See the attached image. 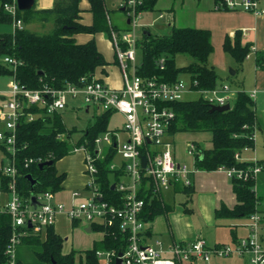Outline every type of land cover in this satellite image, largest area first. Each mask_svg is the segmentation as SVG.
Segmentation results:
<instances>
[{
    "label": "trees",
    "instance_id": "1",
    "mask_svg": "<svg viewBox=\"0 0 264 264\" xmlns=\"http://www.w3.org/2000/svg\"><path fill=\"white\" fill-rule=\"evenodd\" d=\"M157 0H141L138 10L152 11ZM10 0H0V23L11 24L10 15L4 10V3ZM92 12V23L89 25L79 22V0H55L50 9L35 10L34 6L26 10L17 8V18L28 23L35 16L41 21L51 20L53 28L46 33H38L25 27L14 31L0 32V76L14 73L15 77L27 87L38 88L47 84L59 88L65 83H78L81 77L90 79L98 68L107 64L103 54L98 50L93 39L85 43H77L75 33L106 32L111 36V30L118 31L108 19L105 0H88ZM217 9L227 10L222 0H214ZM223 50L229 54L237 65L242 64L251 52V45L243 43L241 32L236 31L233 37L226 36L222 44ZM138 51L141 76H156L167 82L179 79L180 74L189 75L190 82L196 89H211L219 84V76L214 67L208 63L213 51L211 33L208 29L194 27H171L163 35L143 34ZM178 54L188 55L191 61L178 66L175 57ZM4 56L15 58L19 64L15 70L3 62ZM164 57L161 69L157 60ZM257 67L264 66V52H258L255 59ZM163 106L174 112L167 135L172 142L173 136L179 131L211 133V145L201 148L195 144L194 168L196 170L212 171L220 167H236L246 169L253 166L250 160H236V152H242L244 147H254L252 134L257 127V117L254 102L243 90H237L230 108L224 111L211 110V104L203 97L193 100H177L163 103ZM112 111L95 114L88 125L79 130L65 126L62 112H55L43 118H37L30 123H21L17 129V151L14 157L8 154L0 145V167L4 158H8L17 169L16 188L22 200L28 201L33 195L45 190L57 193L62 188L65 179L64 172H58L56 161L72 153L74 146H85L94 152V139L108 130ZM59 135H63L59 137ZM114 146L106 147L103 157L96 160L98 173L96 182L104 196L111 200L116 192L111 185L120 180L122 170H111L109 164L115 157ZM42 162L52 160L51 165L40 167L36 159ZM33 159L32 162H29ZM257 165L264 173V159L257 160ZM259 172V173H260ZM30 175L35 182L27 179ZM9 178L0 174V189L8 191ZM258 178H232V189L236 203L229 208L221 204L214 210L216 220L248 217L260 209V196L257 193ZM142 197L145 200L141 219L151 222L158 215H166L172 209L161 196L152 189V183L143 178ZM175 192L186 195L184 205L190 200L193 185L174 184ZM256 188V190H255ZM184 211L189 209L184 206ZM73 224L78 222L72 221ZM235 227L230 231L233 241L237 240ZM93 231L99 230L95 227ZM150 235V232L147 233ZM12 235L11 218L6 212H0V264H9L6 246ZM63 238L53 227L46 230L43 236L26 235L19 244L37 246L34 251L38 264H78L74 259V250L63 252ZM119 235L108 232L100 241H95L91 249L85 250V264H101L96 257L97 250L119 249ZM16 264H24L16 258Z\"/></svg>",
    "mask_w": 264,
    "mask_h": 264
},
{
    "label": "built area",
    "instance_id": "2",
    "mask_svg": "<svg viewBox=\"0 0 264 264\" xmlns=\"http://www.w3.org/2000/svg\"><path fill=\"white\" fill-rule=\"evenodd\" d=\"M128 18V28L123 31L111 30V40L122 77V86L113 88L102 79L92 75L90 79L81 77L78 83H65L59 88L42 84L30 88L21 83L14 73L0 76V145L14 157L17 147V129L21 123H30L37 118L61 112L68 106V99L82 98L85 106H93L104 111H117L124 118L123 130L126 140H120L117 132L106 131L94 139L95 150L91 152L85 146H74L72 152H84V170L88 180L82 197V191L71 192V202L66 206L56 199V193L45 190L33 194L24 201L16 188L17 169L8 160L0 167V174L9 178L8 191L0 189V212H6L11 218L12 235L6 246L9 264H16V249L21 238L26 235H42L53 227L56 216L64 214L71 221H86L92 230L99 229L102 236L108 232L119 235V249L97 250L96 257L101 264H209L212 256L223 257L231 254L246 256V264H264V214L255 212L247 217V234L232 245H209L205 238L197 236L188 241H176L165 244L160 239L149 240L148 221L141 219L145 200L143 178L152 183V189L161 193L163 189L173 187L179 182L192 184L190 170L185 164H179L173 154V144L167 135L174 112L163 103L183 100L185 93L198 91L211 105H224L231 102L237 90L224 83L211 89H196L191 82L187 85L181 78L167 82L156 76L138 74L140 57L138 47L137 18L141 16L138 5L141 0H122ZM227 10H242L252 14H264L259 0H222ZM11 17L12 31L23 28V22L17 18L16 0L3 5ZM159 17H163L159 14ZM254 51L251 46V52ZM165 58L157 60L162 69ZM3 62L14 71L19 62L4 56ZM5 78L1 83V78ZM254 101L256 90L247 93ZM63 135H59L62 137ZM255 139V132L252 134ZM114 146L115 155H120L119 165L114 159L109 164L111 170H122L120 180L113 183L116 197L107 199L101 191L96 177V160L103 157L106 147ZM195 144H187L186 152L194 157ZM250 150L244 147L243 151ZM236 152V160L241 159ZM145 156V166L141 157ZM30 159L29 162H32ZM253 166L248 168H224L228 178L247 180L255 178L261 171L257 159L251 158ZM36 162L41 163L38 157ZM256 190V188H255ZM33 198V199H32Z\"/></svg>",
    "mask_w": 264,
    "mask_h": 264
},
{
    "label": "crops",
    "instance_id": "3",
    "mask_svg": "<svg viewBox=\"0 0 264 264\" xmlns=\"http://www.w3.org/2000/svg\"><path fill=\"white\" fill-rule=\"evenodd\" d=\"M54 2L55 0H34L33 6L35 10L50 9L53 7ZM259 2L261 6L264 7V3L260 0ZM122 3V0H117L116 2H111L109 5L105 0L106 8L108 10L109 22L118 31H123L128 28V18L126 16L125 7L122 5ZM79 8V22L85 25L91 24L93 17L92 12L90 11V4L88 0H79ZM152 11L156 13V20L162 21L164 25L167 26V31L171 27H194L208 29L211 33V43L213 45V51L208 58V63L214 67L216 73L219 76L218 85L227 83L233 90H243L246 93L256 90L255 100L253 102L255 105H260V112L264 113V66L257 67L255 62L256 54L258 52H264V14L255 15L242 10L217 9L215 7L214 0H157ZM146 12L149 11H143L141 15ZM159 14H162L163 17L160 18ZM31 21L39 24L42 28L45 26V24H50L51 29L53 28V23L51 20L43 22L39 20L37 16H35L29 22ZM236 31L241 32L242 42L249 43L254 49V51L250 52V54L240 65H237L232 57L227 54L222 47L224 38L226 36L233 37ZM137 32L139 36L141 35V39L143 34L151 33L148 25H146L141 30V32L140 30ZM73 37L77 43H85L91 39L95 41L98 50L103 54L104 59L107 61V64L103 67V71L101 70L102 68L97 69L95 73L96 76L113 88L121 87L122 77L117 64L111 36L106 32H97L94 34L75 33ZM230 69L233 70V74H230ZM4 81L5 78L2 77L1 83H4ZM233 81L237 82L235 87L233 86ZM245 83H249L247 90L244 86ZM235 96L236 94L233 96L232 102L235 99ZM232 102H230V104H232ZM83 107L85 112H90L97 109L93 106L87 107L84 104ZM61 112L63 113V111ZM113 112L117 111H112V113ZM258 112L255 108V114L257 117L255 137L258 133L257 130L260 129L263 124V122H261L262 120H260L258 117ZM119 114L122 116L121 113ZM109 131L117 132L120 140H126L127 138V134L123 130V127L120 130L114 129ZM262 133L264 138V132L262 131ZM191 142L197 143L203 149L208 148L211 145V133L209 146L205 145V143H201L203 141H199V143L196 141ZM186 147L184 155L176 153L175 149H173V154L179 164H185L190 170H193L194 157L186 152ZM247 152H249V150L242 151L240 153L242 160H251V157H242V155ZM56 169L58 172L65 173V179L62 183V188L56 193V199L63 202L66 206H69L71 202V192L74 190L84 191L88 180V176L84 170V152L79 150L61 158V160L57 162ZM261 174H263V172L258 174V180L264 178V176L263 178L261 177ZM191 178L194 188L193 194L190 200L184 205V202L186 201V195L183 193L185 195V201L183 202L182 207L177 208V212L173 213V215H175V224L179 225V222H187L190 218L188 214L196 212L204 219L206 225H213L214 221L216 220L214 217V210L216 208H218L221 204L231 208L236 203L231 179L227 177L223 170L220 169L212 171L196 170L193 171ZM171 188L175 192L174 187ZM184 206L189 209L188 212L184 211ZM260 213L264 214V212ZM225 222L226 221H223V223ZM246 223L247 217L246 222L244 223L246 231L243 235L237 236V240L247 234ZM226 224L228 225L229 229L231 226H234V231L236 233V228L238 225L237 222H230ZM88 227L89 226L87 225L85 231H92L91 229L87 230ZM148 229L150 232V241L155 239L161 240L160 236H166L168 239L166 241L162 240L165 244H170L176 241H188L200 236V234L194 235L192 230L187 229V225L184 229L181 227L174 229L173 222L169 220L167 214L156 216L149 223ZM102 238L103 236L101 235L100 238L93 241V244L95 241L102 240ZM205 239L209 245L225 244L213 237H211L210 241L206 237ZM236 241H233V243ZM16 258L20 259L17 254ZM245 260L246 264L247 258Z\"/></svg>",
    "mask_w": 264,
    "mask_h": 264
},
{
    "label": "rangeland",
    "instance_id": "4",
    "mask_svg": "<svg viewBox=\"0 0 264 264\" xmlns=\"http://www.w3.org/2000/svg\"><path fill=\"white\" fill-rule=\"evenodd\" d=\"M117 0H106L107 4L110 5L111 2H116ZM264 3V0H260ZM150 24V25H149ZM149 26L150 32L153 35H163L167 32V26L164 25L162 21L156 20V13L154 11H149L143 13L140 17L137 18V29L141 30L146 26ZM40 25L31 21L28 23H23V27L36 31L38 33H46L51 31L50 24H45L42 28ZM12 30V24L0 23V32H8ZM141 36V35H140ZM140 57H138V61H140ZM191 61V58L188 55L178 54L175 57V62L178 66L186 65ZM232 68V67H231ZM179 78H181L187 85L190 82L189 75L186 73L180 74ZM237 81V80H236ZM236 81H233V86L235 87ZM249 83H245V89ZM199 97H203V94L198 91H190L184 94V100H193ZM232 102V100H231ZM258 112V117L261 122H263L260 129L257 130L256 137L254 139V147L250 148L249 152L244 153L242 157H251L257 159L264 158V113L260 112V105L254 104V109ZM101 110L96 109L90 112H85L83 107V102L81 97H77L76 99L69 98L68 99V107L63 110L62 118L66 127L72 128L75 127L78 131L75 134V138L79 135V130L84 129L90 121H92L93 113H100ZM123 127V117L117 113L113 112L109 123L108 130L114 129H122ZM191 141H203L201 143H205V145H210V133L208 131H200V132H189V131H179L177 132L172 139L173 149L176 150V153L181 155L185 154V147ZM1 157V154H0ZM4 162L6 163V158H4ZM61 160V159H60ZM58 160V161H60ZM55 165H57V162ZM121 162L120 155H116L114 158V164L119 165ZM262 178L264 173L261 174ZM260 177V178H261ZM257 193L259 194L260 200V209L264 212V178L260 179L258 184ZM86 191H82V197L86 195ZM163 199L171 204L172 209L169 213H167L170 221L173 222L174 229L176 228H186L192 230L194 235L202 236L203 238H207L209 241L211 237L220 240L222 243L232 245L233 239L231 231L226 223L237 222L236 228V236L243 235L245 233L244 223L246 222V217L236 218V219H227V220H215L213 225H206L204 219L198 213L188 214L190 216L189 220L183 223L179 222V225L175 224V215L173 213L177 212V208H181L183 202L185 201V195L182 192H174L171 187L162 190ZM223 221H226L223 223ZM186 223V224H185ZM87 226L86 221H79L77 224H72L71 220L65 215L61 214L56 217L54 230L58 232L63 240V252H69L70 250H74V259L78 264H85V254L84 250L91 249L93 247V241L101 237L102 233L99 231H85ZM161 240H167L166 236H160ZM37 246H29L26 244H19L17 246V255L21 259L24 264H38L37 258L35 257L34 251L38 250ZM246 256H239L236 254H231L223 257L212 256L209 264H245ZM187 264H198V263H187Z\"/></svg>",
    "mask_w": 264,
    "mask_h": 264
},
{
    "label": "water",
    "instance_id": "5",
    "mask_svg": "<svg viewBox=\"0 0 264 264\" xmlns=\"http://www.w3.org/2000/svg\"><path fill=\"white\" fill-rule=\"evenodd\" d=\"M16 3H17V7L18 9L20 10H26V9H29L33 6L34 4V0H16ZM230 74H233V70H229ZM230 108V104L229 103H226L224 105H211L210 109L213 111H224V110H227ZM145 161H146V158L145 156H142L141 157V164L142 166L144 167L145 166ZM53 163L52 160H48V161H45V162H41L39 164L40 167H43V166H47V165H51ZM27 179L31 182V184H33L35 182V179H33L29 174L26 176ZM111 188L113 189L114 188V185H111ZM33 199V198H32ZM87 230H90V228L88 227ZM115 264H120V259H117L115 261Z\"/></svg>",
    "mask_w": 264,
    "mask_h": 264
}]
</instances>
